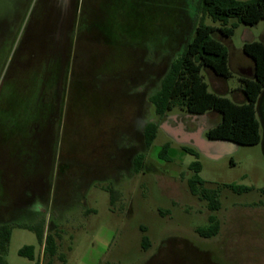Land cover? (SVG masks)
<instances>
[{
  "label": "rangeland",
  "instance_id": "1",
  "mask_svg": "<svg viewBox=\"0 0 264 264\" xmlns=\"http://www.w3.org/2000/svg\"><path fill=\"white\" fill-rule=\"evenodd\" d=\"M58 7L51 0L42 27L48 39L34 59L41 75L26 70L19 77L9 62L36 4L0 0V133L11 139L2 149L10 151L7 171L0 166V178L6 173L8 179L0 182V223L11 225L5 261L43 264V246L34 231L20 226L25 224L56 236L61 258L53 264H264L261 139L253 145L208 140L216 156L187 145L197 151L190 154L168 128L195 132L217 118L205 113L190 119L175 106L157 116L162 126L151 145L143 141L144 124L156 121L150 96L198 23V0H80L79 50L71 68L61 63L63 37L57 45L51 39L57 23L64 33ZM204 22L221 24L209 16ZM234 23L236 46L242 27L255 34L264 27V20L252 26L226 20ZM53 56L59 60L54 69L48 68ZM226 79L229 88L240 85L233 72ZM225 96L231 99L229 92ZM202 137L207 139L204 132ZM164 143L170 145L168 160L158 155ZM19 148L22 159H14ZM195 160L204 186L221 189L216 211L188 191L186 179L194 173L188 165ZM227 183L250 189L238 193ZM209 214L219 230L205 238L196 228L208 225ZM23 245L34 246L36 261L18 254Z\"/></svg>",
  "mask_w": 264,
  "mask_h": 264
},
{
  "label": "trees",
  "instance_id": "2",
  "mask_svg": "<svg viewBox=\"0 0 264 264\" xmlns=\"http://www.w3.org/2000/svg\"><path fill=\"white\" fill-rule=\"evenodd\" d=\"M200 13L198 23L193 27L190 38L184 45L180 56L171 62L168 70L161 79L160 86L150 96L154 112L157 116H164L165 112L175 106L183 108L189 114H203L214 111L219 115L218 122L207 130L205 136L210 140H226L237 144L253 145L260 141V124L256 118V98L264 87V44L253 41L243 45V52L254 62L250 77H239L241 91L245 101L235 102L230 98L215 94L208 89V84L201 74V67H207L214 73L229 76L228 54L223 42L212 36L217 32L224 37H231L237 24L226 25V20L236 17L239 23L254 25L264 20V0H198ZM209 16L213 21H220V26L206 24L204 17ZM158 125L149 121L143 129L144 144L149 147L156 136ZM168 143H164L158 152L160 158L168 160ZM183 149L196 155L197 151L184 146ZM143 155L135 157V169L142 168ZM188 168L194 173L186 179L190 194L206 202L207 208L212 212L220 208L219 195L221 189L206 188L204 180L198 175L201 170L200 163L192 161ZM224 186L232 191L241 193L250 187L227 183ZM110 201L115 198V191L110 190ZM208 225L196 228L202 237H212L218 233L219 221L214 214L208 215ZM35 232L37 240L43 246V264H53L57 255L56 236L46 233L39 225H20ZM11 236V225L0 223V264H8L4 253ZM143 249H147L149 241L146 236L141 238ZM18 254L29 260H35L33 245H23Z\"/></svg>",
  "mask_w": 264,
  "mask_h": 264
},
{
  "label": "flooded vegetation",
  "instance_id": "3",
  "mask_svg": "<svg viewBox=\"0 0 264 264\" xmlns=\"http://www.w3.org/2000/svg\"><path fill=\"white\" fill-rule=\"evenodd\" d=\"M55 1H56V3L59 4L58 15H57L56 20L58 22L61 20L60 21L61 23H62V21L65 22L64 33L62 34V32H61L62 31L61 30L62 25L60 23H57L58 25L56 26V28L57 27L58 28L50 33V34H53L52 37L51 36L50 37H51V39L52 38L54 39V41H53L54 45H57L58 42H61L60 36L63 37V43L65 44L64 47L62 48L63 51H61L63 54V62H61V61L60 62L63 65L66 64V66L70 65L69 68H71L73 66L74 61H75V60H73V55H75V57L77 58L76 54L78 53V50H79V40L80 39L78 36V31L76 29V13L78 10V5L80 3V0H55ZM34 2L36 4L37 13L31 19L30 23L26 26V28L23 29V31H22L19 39H18V42L16 43L15 48L13 50L12 58L9 62V64L12 66V68H14V70H16V73H17V75H19V77H21L22 73H24L26 70H28V72L29 71H34L35 73L38 72V74L41 75V72L38 71V69H40L41 66L38 65V63H35L36 61L34 59L37 57V52H39V50L44 45H46V43H47L48 35L45 34V31L43 30L42 27L46 26L45 25L46 21L48 20V17H50L49 16V5H50L51 0H34ZM37 27H40V29L37 30ZM58 31L60 34L58 33ZM192 32H193V29H192ZM192 32H191L190 36L192 35ZM212 35L215 38H217L218 40H220L221 42H223L224 45L226 46L227 54H228L227 65H228L229 71L234 72V73H238V74H242L244 76L251 75L252 74V67L250 66V64L248 62H245L244 65H241V66L236 65L234 63L235 59H237V60L239 59L242 62V57H241L240 53L238 55H236L232 52V46H231L230 42L226 39V37L222 36L221 34H219L217 32L212 33ZM190 36L188 37V39L190 38ZM187 40L185 41V43L187 42ZM52 58H53V60L49 59V61H51V63H49L48 68L53 66L52 68L54 69V66H55L54 64H57V62L59 60L55 56H53ZM202 70L204 71V75H206V77L208 78V83L213 88H215L216 90H219L220 87H222V85H224V83L226 81V76L218 75V74L214 73L211 69L204 67V66L201 67V71ZM48 72L51 73V71H48ZM163 76L161 77V79L163 78ZM45 78H48V76H46ZM160 82H161V80H160ZM205 113L210 114V115H215L217 118V121H218V116L216 115V113L214 111H207ZM205 113H203V114H205ZM188 114L189 113H187L186 115H188ZM203 114H201V115H203ZM155 118H156V121H153V119H151L150 121L156 122L157 125L161 127L162 123L157 122V120H158L157 115ZM193 118H194L193 114L192 115L190 114V119H193ZM217 121L214 123V125L217 123ZM147 123L144 124V127ZM214 125L207 127V128L206 127L197 128L195 130L200 129L201 133H203V132L206 133L207 130L210 129L211 127H213ZM184 132L189 133L192 131L185 129ZM207 140H210V139H207ZM10 141H11V139L6 138L5 132L0 133V166L3 167V169H5L6 171H7V167H8L7 157L10 156V151L6 152L5 150H2V149H3V145H9ZM143 141H144V138H143ZM180 143H182L184 146L193 145L192 140L182 139L180 141ZM29 145H35V144L33 142L32 144H29ZM21 154L22 153H21V150L19 148L14 159L19 158V155L22 159ZM5 174L6 173H2L1 178H0V182L2 184L6 180H8V179H6L7 175H5Z\"/></svg>",
  "mask_w": 264,
  "mask_h": 264
},
{
  "label": "crops",
  "instance_id": "4",
  "mask_svg": "<svg viewBox=\"0 0 264 264\" xmlns=\"http://www.w3.org/2000/svg\"><path fill=\"white\" fill-rule=\"evenodd\" d=\"M258 23H256V24H258ZM238 27L239 26L237 25L234 29H237ZM235 33H236V30L233 31V34L231 35V37H226V39L230 42V44L232 46V52L234 54H236V55H238L240 53V55L242 57V62L239 59L238 60L235 59L234 63L236 65L241 66V65H244L245 62H248L250 64V66L252 67V72H253L254 62L248 55H246L243 52V45L246 44V43L253 42V41L261 42V43L264 44V27H263V29L261 30V32L259 34H255L254 31L252 30V27H248V26L242 27L240 29V31H239V36L241 38V44L239 46H236L235 43H234V39L233 38H234ZM234 74L237 76V79L239 77H250L252 75L251 74V75H248V76H244V75L238 74V73H234ZM207 84H208V87H210L212 92H214L215 94L225 96V93L229 92L230 95H231V100H233L235 102H243V101H245V96H244L243 92L241 91V86L239 85V86H237L235 88H229L227 79H226L224 85H222V87H220L219 90H216L215 88H213L208 82H207ZM188 115L190 116V114H188ZM216 115L218 116V120H219V115L217 113H216ZM193 116L195 117L196 114H193ZM201 136H202V133H201Z\"/></svg>",
  "mask_w": 264,
  "mask_h": 264
},
{
  "label": "water",
  "instance_id": "5",
  "mask_svg": "<svg viewBox=\"0 0 264 264\" xmlns=\"http://www.w3.org/2000/svg\"><path fill=\"white\" fill-rule=\"evenodd\" d=\"M255 113H257L259 119H260V123L263 129L262 132V137H261V152L264 158V87L261 89V91L259 92L257 98H256V102H255ZM201 115V114H199ZM173 136L174 138L178 135L180 136V138H176V140L178 142H180L182 139L185 140H192V144L201 152L209 155V156H216L215 155H211L209 153V148L214 145L213 142H210L206 139H204L201 136V130L198 129L195 132H189L186 133L183 131L182 125H179L178 127H169L168 130Z\"/></svg>",
  "mask_w": 264,
  "mask_h": 264
}]
</instances>
